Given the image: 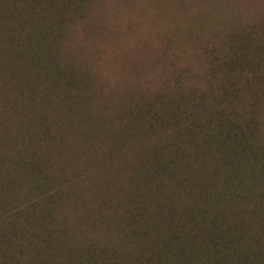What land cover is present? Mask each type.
Listing matches in <instances>:
<instances>
[{"label": "trees", "instance_id": "trees-1", "mask_svg": "<svg viewBox=\"0 0 264 264\" xmlns=\"http://www.w3.org/2000/svg\"><path fill=\"white\" fill-rule=\"evenodd\" d=\"M95 4L0 0V264H264V22L115 100L71 59Z\"/></svg>", "mask_w": 264, "mask_h": 264}, {"label": "rangeland", "instance_id": "rangeland-1", "mask_svg": "<svg viewBox=\"0 0 264 264\" xmlns=\"http://www.w3.org/2000/svg\"><path fill=\"white\" fill-rule=\"evenodd\" d=\"M91 15L92 22L77 23L71 59L82 68L88 57L92 74L118 100L126 92L128 98L137 91L147 97L175 76L185 83L180 72L184 56L170 50L173 43L193 30L210 37V30L264 22V0H96ZM100 151L97 145L82 155L72 151L74 162L64 169L65 176L83 172L79 162L96 159Z\"/></svg>", "mask_w": 264, "mask_h": 264}]
</instances>
